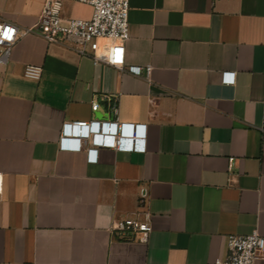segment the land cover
<instances>
[{"label":"crops","instance_id":"1","mask_svg":"<svg viewBox=\"0 0 264 264\" xmlns=\"http://www.w3.org/2000/svg\"><path fill=\"white\" fill-rule=\"evenodd\" d=\"M44 1L0 0L16 27L0 52V264H212L229 234L264 236V0H129L124 66L31 31ZM114 100L119 121L145 125L144 151L59 148L64 122L111 120ZM145 212L146 242L108 229Z\"/></svg>","mask_w":264,"mask_h":264},{"label":"built area","instance_id":"2","mask_svg":"<svg viewBox=\"0 0 264 264\" xmlns=\"http://www.w3.org/2000/svg\"><path fill=\"white\" fill-rule=\"evenodd\" d=\"M82 1V0H81ZM91 5V15L87 19L65 17L61 14V0H45L36 23L31 31L42 36L48 43L61 45L70 42L78 55H87L93 63L100 62L124 66L125 40L129 37L128 10L129 0H84ZM16 38V27L8 22H0V52L5 53ZM108 38L106 50L98 49V39ZM125 69L133 75L145 77L150 65H128ZM22 75L30 80H38L41 67L27 64ZM233 72H224L222 81L231 83ZM97 101L91 108L96 110ZM111 120H90L64 122L59 137V148L65 150H84L87 160L95 162L97 151L101 147H111L121 151H144V124L121 122L116 117L117 104L110 103ZM85 136V137H80ZM88 141L89 146L84 147ZM145 194H140L138 203L143 204ZM109 231L119 239L146 242L151 231L148 212L141 218L137 215L115 218L109 225ZM227 254L224 258H215L212 264H254L258 258H264V236L257 230L249 234H229L226 241Z\"/></svg>","mask_w":264,"mask_h":264},{"label":"clouds","instance_id":"3","mask_svg":"<svg viewBox=\"0 0 264 264\" xmlns=\"http://www.w3.org/2000/svg\"><path fill=\"white\" fill-rule=\"evenodd\" d=\"M80 137H85V136H80Z\"/></svg>","mask_w":264,"mask_h":264}]
</instances>
